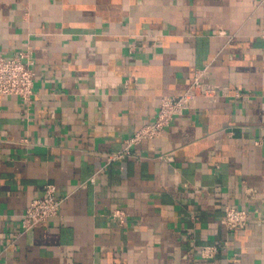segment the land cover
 <instances>
[{"label": "crops", "instance_id": "0c3cea01", "mask_svg": "<svg viewBox=\"0 0 264 264\" xmlns=\"http://www.w3.org/2000/svg\"><path fill=\"white\" fill-rule=\"evenodd\" d=\"M27 49L31 104L0 96V264H264V0H0V55ZM205 68L212 95L109 160ZM46 183L59 213L23 232Z\"/></svg>", "mask_w": 264, "mask_h": 264}, {"label": "built area", "instance_id": "2783aa9c", "mask_svg": "<svg viewBox=\"0 0 264 264\" xmlns=\"http://www.w3.org/2000/svg\"><path fill=\"white\" fill-rule=\"evenodd\" d=\"M205 70L206 68L195 73L190 87L183 94L162 97L155 118L127 138L124 147L113 152L109 160L136 156L134 147L143 140L159 136L191 98L212 95L213 87L204 81ZM0 96H17L25 105L31 104L34 96V73L31 68V52L28 49L18 51L13 56L0 55ZM62 202L63 199L56 196V186L53 183L44 184L42 194L34 198L25 210L21 231L26 232L57 215ZM112 216L119 218L121 222L124 221V215L120 210L113 211ZM248 219V211L229 206L225 210L223 223L227 229L236 230L244 228ZM221 246L219 241L202 245L200 254L203 258H212Z\"/></svg>", "mask_w": 264, "mask_h": 264}]
</instances>
